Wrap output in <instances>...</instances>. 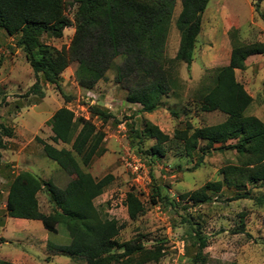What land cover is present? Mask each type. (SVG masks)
<instances>
[{
    "label": "trees",
    "instance_id": "obj_1",
    "mask_svg": "<svg viewBox=\"0 0 264 264\" xmlns=\"http://www.w3.org/2000/svg\"><path fill=\"white\" fill-rule=\"evenodd\" d=\"M208 2L180 0L181 9L174 23L179 33L178 48L174 58L168 59L165 47L176 0H71L68 4L65 0H0V34L14 38L15 47L22 52L35 77L29 92L43 98L42 82L53 87L64 103L45 123L51 132L49 142L38 137L35 140L43 156L70 179L68 184L60 188L31 172L21 171L11 180L5 203L10 219L38 221L49 235H56L60 226L65 229L70 239L68 245L47 243L55 255L82 260L84 264H149L158 263L164 256V244L160 241L149 248L141 238L119 242L117 222L102 215L94 205L114 177L107 174L96 179L83 169L106 152L105 134L92 119L102 125L117 121L109 111L94 104L87 107L88 118L76 116L66 106L72 98L62 92V74L75 64V83L82 91L93 93L119 59L114 81L125 90L126 104L137 106L141 114H151L169 96L181 102L186 97L178 68L183 64L189 70L194 61ZM250 4L264 23L261 8L264 0H251ZM67 5L74 8L72 19L65 13ZM71 27L74 32L67 47L58 49L42 41L44 37L59 40L64 30ZM227 36L231 47L229 64L211 70L201 86L188 96L199 113H219L224 120L201 127H193L186 121L182 129L173 131L172 137L150 122L140 128L131 124L127 139L137 154L151 160L163 157L164 145L175 141L185 157L195 156L190 171L196 170L212 153L234 152L235 162L220 170L218 181L179 196L178 202L190 207L208 204L226 188L236 192L227 202L253 200L257 207L264 208V196L253 194L254 189L264 185V123L246 114L252 98L235 75V71L246 69L247 58L264 55V43L244 44L233 29ZM170 115L177 117L174 111ZM13 138L14 131L0 123V166L2 152L7 148L5 139ZM149 141L152 145L145 149ZM41 192L46 195L48 214L40 211ZM151 202L171 208L179 204L159 187L154 189ZM124 206L131 221L144 212L143 203L133 189L126 193ZM191 218L182 219V223L190 225L187 238L195 248L191 264H206L207 238L201 224L194 223L192 227ZM240 223V231L245 232L243 215ZM0 264L13 263L1 260Z\"/></svg>",
    "mask_w": 264,
    "mask_h": 264
},
{
    "label": "rangeland",
    "instance_id": "obj_2",
    "mask_svg": "<svg viewBox=\"0 0 264 264\" xmlns=\"http://www.w3.org/2000/svg\"><path fill=\"white\" fill-rule=\"evenodd\" d=\"M70 1L65 0L66 4ZM250 3L251 0H209L202 16L194 61L189 70L183 64L178 68L186 98L178 102L169 96L163 100L162 107L151 114H141L137 106L133 108L125 103L126 92L114 81L116 67L121 63L119 59L115 60L105 81L99 82L93 93L82 91L75 83V64H71L62 74V92L72 98L66 106L76 116L89 117L86 110L93 104L86 99V95L90 93L94 96V105L109 111L117 121V124L110 120L102 125L99 120L92 119L105 134L106 152L83 169L96 179L107 174L114 177L112 184L94 201V205L102 215L117 222L119 242L141 238L147 248L155 242H163L164 256L158 263L149 264H191L195 248L187 238L190 225L182 223V219L191 217L192 227L194 223L201 224L203 235L207 238L208 246L204 250L206 264H264V208L257 207L253 200L227 202L236 192L223 188L221 194L214 195L208 204L190 207L178 202L179 196L198 190L208 182L218 181L220 170L235 162L234 152L212 153L204 158L196 170L190 171L195 156L193 159L185 157L182 147L175 141L164 145L163 157L151 160L137 154L127 139L131 124L140 128L143 123L150 122L161 126L157 127L172 137L173 131L182 129L186 121L193 127H201L224 120L219 113H199L197 105L188 96L201 86L211 70L223 65V61L215 62L212 59L227 55L231 48L225 27L235 30L237 38L244 44L264 43V23L254 14ZM261 8L264 11V4ZM180 9V0H176L165 47L168 59L174 58L178 48L179 33L174 23ZM73 12L74 8L67 5L65 13L71 19ZM214 19L218 20L216 28L211 23ZM73 32L72 27L67 28L61 39L44 37L42 41L58 49L67 47ZM13 40L0 34V123L14 131L13 139H5L7 148L2 152L0 166V261H11L20 256L21 264H84L82 260L72 261L68 257L55 255L49 247L44 249L40 242L44 231L40 223L35 222L37 226L27 228L16 226L14 219H4L9 184L21 171L28 168L42 180L51 181L60 188H64L70 180L54 162L43 156L42 148L35 140L38 137L49 142L51 132L45 123L64 106L63 99L53 87L42 82L43 98L29 92L35 77ZM245 63L246 69L237 71L236 79L252 98L246 114L264 123V55L250 56ZM170 111H174L177 117L171 116ZM151 145L152 142H146L144 148L148 149ZM127 154L142 158L146 175L140 184L135 183L124 166L123 158ZM78 162L83 167L80 159ZM156 187L179 204L174 208L161 203L152 204L151 197ZM131 189L144 206V212L134 221L128 218L124 206L126 193ZM253 194L264 196V185L254 189ZM38 202L40 211L48 214L50 208L44 193L38 194ZM241 215L245 232L240 231ZM50 241L60 246L70 243L67 232L61 226L56 235H50Z\"/></svg>",
    "mask_w": 264,
    "mask_h": 264
},
{
    "label": "crops",
    "instance_id": "obj_3",
    "mask_svg": "<svg viewBox=\"0 0 264 264\" xmlns=\"http://www.w3.org/2000/svg\"><path fill=\"white\" fill-rule=\"evenodd\" d=\"M224 22V21H223ZM211 23H212V25L216 28L217 27V25H218V20L216 21L215 19L214 20H212L211 21ZM228 31H229V28H226L225 27V35L227 36V33H228ZM228 37V36H227ZM230 53H231V48H230V50L228 51V53H227V55H224V56H222V55H219V56H217V57H215V58H213L212 60L213 61H215V62H218V61H223V65H221V67H224V66H227L228 64H229V61H230ZM236 72L237 71H235V75H236ZM33 107H35V106H33ZM133 108H134V106H133ZM48 121V120H47ZM157 125V124H156ZM157 126H159V125H157ZM159 128H161V126H159ZM27 171L28 172H31L28 168H27ZM61 172V171H60ZM31 173H33V174H35L34 172H31ZM61 173H63V172H61ZM36 175V174H35ZM93 177V176H92ZM93 178H95V177H93ZM6 214V213H5ZM4 219H5V221L6 220H9V218L5 215V217H4ZM15 224H16V226H25V227H27V228H29L30 226H32V227H35V226H37L36 225V223L35 222H38V221H31V220H20V219H17V220H15ZM38 223H40V222H38ZM40 225H41V223H40ZM42 226V225H41ZM43 228V227H42ZM44 230V229H43ZM57 232H58V230H57ZM32 240V239H31ZM50 241V235L44 230L43 231V233L41 234V240H40V242L42 243L41 244V246L44 248V249H46L47 248V243ZM55 244V243H54ZM32 249H34V247H32V246H30ZM25 258H27V257H25ZM20 260H21V257L20 256H16L13 260H11L10 262L11 263H13V264H21V262H20Z\"/></svg>",
    "mask_w": 264,
    "mask_h": 264
},
{
    "label": "built area",
    "instance_id": "obj_4",
    "mask_svg": "<svg viewBox=\"0 0 264 264\" xmlns=\"http://www.w3.org/2000/svg\"><path fill=\"white\" fill-rule=\"evenodd\" d=\"M86 99L90 100L91 104H94V96L92 94L87 93ZM123 162L124 166L130 171L135 183L140 184L146 175L142 158L127 154V157L123 158Z\"/></svg>",
    "mask_w": 264,
    "mask_h": 264
}]
</instances>
